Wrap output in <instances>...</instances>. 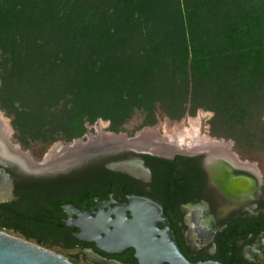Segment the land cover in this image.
<instances>
[{"label": "trees", "instance_id": "obj_1", "mask_svg": "<svg viewBox=\"0 0 264 264\" xmlns=\"http://www.w3.org/2000/svg\"><path fill=\"white\" fill-rule=\"evenodd\" d=\"M0 84L25 149L202 109L264 168V0H0Z\"/></svg>", "mask_w": 264, "mask_h": 264}, {"label": "flooded vegetation", "instance_id": "obj_2", "mask_svg": "<svg viewBox=\"0 0 264 264\" xmlns=\"http://www.w3.org/2000/svg\"><path fill=\"white\" fill-rule=\"evenodd\" d=\"M93 131L95 137L88 130L60 145L55 158L40 161L0 131V231L72 264H138L132 248L107 253L83 239L98 215L113 220L120 212L130 219V199L142 198L161 208L189 262L264 264L263 167L210 136L205 145L172 156L159 149L162 155L155 156V144L137 148L124 137L104 140ZM131 159L142 162L149 180L108 168Z\"/></svg>", "mask_w": 264, "mask_h": 264}, {"label": "water", "instance_id": "obj_3", "mask_svg": "<svg viewBox=\"0 0 264 264\" xmlns=\"http://www.w3.org/2000/svg\"><path fill=\"white\" fill-rule=\"evenodd\" d=\"M156 151L151 154L162 155L159 149H168L155 145ZM180 148H169L166 155L178 153ZM108 168L114 172L124 173L138 179L144 176L149 180V173L142 167L138 159L112 163ZM128 211L112 213L110 216L98 215L91 221L93 231L83 240L95 242L107 253L120 254L132 248L138 264H218L214 262L191 263L183 256L173 234L168 227V221L161 208L147 199H130ZM164 225L159 230L157 225ZM0 264H72L62 256L56 255L28 241L11 236L0 231Z\"/></svg>", "mask_w": 264, "mask_h": 264}, {"label": "rangeland", "instance_id": "obj_4", "mask_svg": "<svg viewBox=\"0 0 264 264\" xmlns=\"http://www.w3.org/2000/svg\"><path fill=\"white\" fill-rule=\"evenodd\" d=\"M1 86V84H0ZM1 117L6 121L7 126L9 127V140L11 143H13L16 147H20L22 150L29 152L31 154V157L33 159H36L37 161L42 160L43 156L49 155L50 151L55 148L59 147L60 145H63L66 143V141L58 140L51 145L47 146L44 150V146L41 144L32 143L31 147L28 149L23 148V146L20 144L17 138H15L16 132L12 127V117H7L5 114L0 110ZM213 117V113L211 111H205L202 109H198L196 111V114L194 116H190L186 114L183 118L180 120H171L167 116H165L163 113H157V123L154 126H145L143 128H140L135 131V128L141 123L142 117L139 115V113H136L132 119L124 126V131L119 133H114L109 131V121H104L101 119H98L97 121H101L102 125L99 127L97 126L98 134L96 135L99 139L108 140V134L115 135V136H121L127 139V142L130 145H133L137 148H139L143 143H152L155 145H159L160 147H166L168 146L166 142V137L168 133L171 130H191L192 127L197 126L198 127V135L201 139L207 138V136H210V120ZM96 121V122H97ZM95 122V123H96ZM95 123L91 125V127L95 126ZM108 125L106 129L103 128L104 125ZM100 131H106L107 134H99ZM133 132L132 135H130ZM90 133L92 134V137H95V132L90 130ZM212 137V136H210ZM214 139H217L215 137H212ZM218 142H224L229 145L233 144L234 142L230 140H225L223 138H218ZM164 144V145H163ZM240 158L247 160L251 163L258 164L256 161H250L247 158H244L243 156H240ZM11 235V234H9ZM14 236V235H11ZM17 237V236H14Z\"/></svg>", "mask_w": 264, "mask_h": 264}, {"label": "bare ground", "instance_id": "obj_5", "mask_svg": "<svg viewBox=\"0 0 264 264\" xmlns=\"http://www.w3.org/2000/svg\"><path fill=\"white\" fill-rule=\"evenodd\" d=\"M0 131L2 132L3 135L6 137L9 136V127L7 126L6 121L1 117L0 115ZM166 142L168 146L166 148H180V149H185V148H192L195 145L202 144L205 145L204 139H201L200 136L198 135V127L194 126L192 127L191 130H171L167 137H166ZM164 145V144H163ZM168 149H164L165 152L168 151ZM57 152H59V147H55L50 151V154L48 155L47 159L51 160L55 158L57 155ZM120 213V212H116Z\"/></svg>", "mask_w": 264, "mask_h": 264}, {"label": "built area", "instance_id": "obj_6", "mask_svg": "<svg viewBox=\"0 0 264 264\" xmlns=\"http://www.w3.org/2000/svg\"><path fill=\"white\" fill-rule=\"evenodd\" d=\"M101 125H102V122H101V121H97V122L95 123V126H93V127L88 126V130H92V129H93V130H97V126L100 127ZM107 126H108V125L106 124V125L103 126V128H107Z\"/></svg>", "mask_w": 264, "mask_h": 264}]
</instances>
